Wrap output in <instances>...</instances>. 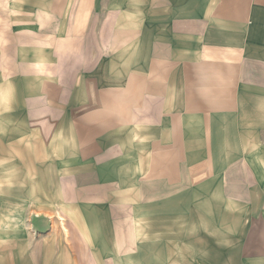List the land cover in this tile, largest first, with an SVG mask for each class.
<instances>
[{
    "label": "crops",
    "instance_id": "0c3cea01",
    "mask_svg": "<svg viewBox=\"0 0 264 264\" xmlns=\"http://www.w3.org/2000/svg\"><path fill=\"white\" fill-rule=\"evenodd\" d=\"M0 264H264V0H0Z\"/></svg>",
    "mask_w": 264,
    "mask_h": 264
}]
</instances>
